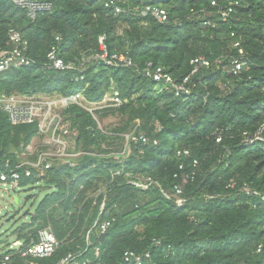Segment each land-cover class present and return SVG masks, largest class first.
Listing matches in <instances>:
<instances>
[{
	"label": "trees",
	"instance_id": "1",
	"mask_svg": "<svg viewBox=\"0 0 264 264\" xmlns=\"http://www.w3.org/2000/svg\"><path fill=\"white\" fill-rule=\"evenodd\" d=\"M53 1L51 12L31 21L12 0H0V52L8 48L10 31L18 30L33 60L31 66L0 72V94L84 90L89 101H98L117 91L125 101L119 109L97 113L104 118L118 110L130 118L104 133L86 110L71 106L65 111L87 153L75 166L53 168L37 180L54 191L40 203L29 228L38 219L40 226L51 223L61 241L40 264H56L86 245L97 208L90 195L104 186L107 208L117 219L93 240L90 248H101L94 264H127V250L151 251L154 264H264V0H124L121 14L106 8L105 0ZM148 4L166 6L170 22L145 17L142 9ZM230 5L233 12L224 21L219 11ZM195 13L199 16L189 18ZM100 36H106L110 53H127L136 66L112 67L95 58L82 65L101 52ZM234 39L249 59L236 76L229 72L237 56ZM58 43L64 59L76 67L48 68L47 54ZM199 55L211 61V68L194 77L197 86L188 96H176L143 73L153 62L180 80ZM77 76L83 79L76 81ZM133 123L135 134L148 136L151 143H130L133 153L123 163L101 155L122 151ZM36 135V124L12 125L0 110V158L16 162ZM183 147L191 149L200 166L180 205L171 192L181 162L176 152ZM190 163L187 159L189 169ZM122 168L121 175H112ZM129 173L153 181L147 188L136 186L128 182ZM25 230H18V237L26 236Z\"/></svg>",
	"mask_w": 264,
	"mask_h": 264
},
{
	"label": "built area",
	"instance_id": "2",
	"mask_svg": "<svg viewBox=\"0 0 264 264\" xmlns=\"http://www.w3.org/2000/svg\"><path fill=\"white\" fill-rule=\"evenodd\" d=\"M15 6L25 12L31 21H35L41 14L51 12L54 9L53 0H12ZM124 0H105V7L111 8L116 14H121L124 9L121 3ZM216 1H212V5H216ZM222 19L226 21L233 12V6H227L220 9ZM145 17H150L159 23H169L170 13L166 6L161 4H148L142 9ZM144 26L148 25V21L143 22ZM235 37V32L231 33ZM57 41L61 42V37H57ZM106 36L99 37V45L101 52L91 59L112 67H134L136 66L133 59L123 52L110 53L106 46ZM233 47L237 49V56L232 58L229 72L233 75H239L241 71L248 65V54L238 39H234ZM48 68L60 71H66L76 67L75 62L66 61L61 54V48L58 44L52 46L47 54ZM91 59L84 60L82 65L88 63ZM192 65L191 72L177 79L164 66L156 65L148 62L143 70L146 77L151 78L157 84H163L172 89L176 96L191 95L197 86L194 77L205 69L211 68V61L203 55L194 57L190 61ZM33 64V60L26 54V47L23 42V36L18 30H11L9 33L8 48L0 52V72L9 69H19L28 67ZM83 76H77L76 81H81ZM123 104V100L119 92L104 94L103 98L98 101H89L84 90L76 91L68 95H40V94H0V110L5 112L8 120L12 125L36 124L37 135L35 137L42 140V146L38 145L35 137L32 139L27 148L18 155L16 162L4 160L0 158V186L8 192H12L14 196H18L19 192L25 186H28L32 180H38L45 176L53 168L62 165L75 166L77 160L85 153L78 145L79 131L72 125L70 115L65 111L71 106H78L89 112L98 123L97 111L106 108H118ZM101 128V127H100ZM102 132L108 133L107 130L101 128ZM246 140L250 138L245 134ZM259 138V136L257 137ZM221 136L217 137V141H221ZM127 143L122 151H113L109 154H101L103 156H111L119 163H123L124 159L131 153V144L142 142L144 144L151 143V138L144 134L126 135ZM154 144H158V140H153ZM90 153V151H89ZM143 153V151L141 152ZM176 156L181 159L177 171L174 173V179L177 183L173 186L171 192L180 205L186 203L184 197L185 186L194 181L200 161L193 158L192 151L189 148H180L176 152ZM190 159V169L187 168L186 161ZM122 169L112 172L113 176L121 175ZM128 182L147 188L149 183L153 181L151 176L139 179L138 175L129 173L126 175ZM28 180L24 184V180ZM80 190L84 188L83 184L79 185ZM107 187L98 189L90 197L95 198L94 205L96 213L94 214V222L87 229L86 245H78L76 250L69 252L61 258L56 264H94L101 256V248L99 245L91 246L93 240L103 234L115 223L116 216L111 209L107 208ZM82 208L80 207V210ZM80 212V211H79ZM36 213L32 214L33 216ZM41 219H38L32 228L25 230L26 236L18 237L13 243L8 241V248L0 251V264H40L38 260L52 257L58 250L61 241L57 237L51 223H45L42 226ZM34 229L35 231H31ZM160 242H157L159 244ZM261 251V246L258 252ZM84 255V256H83ZM123 260L127 264H154L151 251L138 253L133 250L124 252Z\"/></svg>",
	"mask_w": 264,
	"mask_h": 264
},
{
	"label": "rangeland",
	"instance_id": "3",
	"mask_svg": "<svg viewBox=\"0 0 264 264\" xmlns=\"http://www.w3.org/2000/svg\"><path fill=\"white\" fill-rule=\"evenodd\" d=\"M169 7H172V5ZM198 16L199 15L195 13L194 15H190L189 18L193 19ZM91 58L89 56V59ZM107 93L111 94L112 92H107ZM37 94L51 95L43 92ZM136 107L137 105H133L134 109ZM96 116L98 118L99 128L101 127L104 128V130H108V131L115 127L125 125L130 118V115L128 113L120 112L118 110L114 112H110L108 116L104 118L101 117L100 114H97ZM136 126L137 124L133 123L130 126V130L133 131L136 128ZM129 134H135V132L133 131V133L130 132L126 135ZM35 140L38 145L41 144L40 146H42V140L40 138L35 137ZM132 153H133V148H131L130 155ZM127 158L128 156L126 157V159ZM138 178L141 180L144 179V177H138ZM53 191L54 189L52 187L47 186L45 182L32 180V182H30L28 186H25L22 189V191L19 192V201L15 202L14 194L11 191L10 192L5 191L0 186V239H7L10 243H13L18 238V230L24 228L25 226L26 229L31 227L32 214L37 212L40 203L44 200V198L48 194H51ZM192 214H195V212H193ZM2 224L3 227H1ZM28 224L29 226H27ZM7 248H8L7 244L0 245V251L6 250Z\"/></svg>",
	"mask_w": 264,
	"mask_h": 264
},
{
	"label": "water",
	"instance_id": "4",
	"mask_svg": "<svg viewBox=\"0 0 264 264\" xmlns=\"http://www.w3.org/2000/svg\"><path fill=\"white\" fill-rule=\"evenodd\" d=\"M22 148H23V145L21 146L20 149H22ZM89 151H93V148H90ZM14 200H15V202H18L19 201L18 196H15ZM1 227H3V224L1 225ZM7 243H8L7 239H0V245H6Z\"/></svg>",
	"mask_w": 264,
	"mask_h": 264
}]
</instances>
